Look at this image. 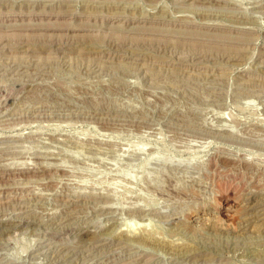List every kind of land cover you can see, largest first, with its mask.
I'll list each match as a JSON object with an SVG mask.
<instances>
[{
    "label": "rangeland",
    "instance_id": "obj_1",
    "mask_svg": "<svg viewBox=\"0 0 264 264\" xmlns=\"http://www.w3.org/2000/svg\"><path fill=\"white\" fill-rule=\"evenodd\" d=\"M0 264H264V0H0Z\"/></svg>",
    "mask_w": 264,
    "mask_h": 264
},
{
    "label": "bare ground",
    "instance_id": "obj_2",
    "mask_svg": "<svg viewBox=\"0 0 264 264\" xmlns=\"http://www.w3.org/2000/svg\"><path fill=\"white\" fill-rule=\"evenodd\" d=\"M209 166L214 170V173L219 172L217 160L215 158H211L209 160ZM220 175H222V174H220ZM220 184H221V182H220ZM221 200H224V199H221ZM236 202L237 201H235V199H233V200L229 201L228 203L226 202L225 204L220 203L218 208L215 209V212L218 214L222 213L225 216L226 221H232L233 218L235 217V214L237 213V209H238L237 208L238 203H236ZM213 209H214V207H213ZM238 212H240V211H238ZM195 220L200 222L202 219L200 217H197V218H195Z\"/></svg>",
    "mask_w": 264,
    "mask_h": 264
}]
</instances>
